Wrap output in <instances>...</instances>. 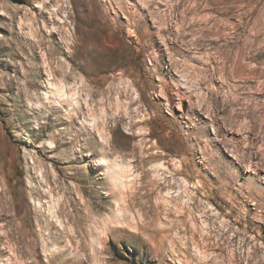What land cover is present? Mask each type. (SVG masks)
Listing matches in <instances>:
<instances>
[{"label":"rangeland","instance_id":"obj_1","mask_svg":"<svg viewBox=\"0 0 264 264\" xmlns=\"http://www.w3.org/2000/svg\"><path fill=\"white\" fill-rule=\"evenodd\" d=\"M262 202L264 0H0V264H264Z\"/></svg>","mask_w":264,"mask_h":264},{"label":"bare ground","instance_id":"obj_2","mask_svg":"<svg viewBox=\"0 0 264 264\" xmlns=\"http://www.w3.org/2000/svg\"><path fill=\"white\" fill-rule=\"evenodd\" d=\"M64 91V90H63ZM155 115V114H154ZM151 120V119H150ZM138 125H139V123H137ZM144 128L142 127V129L140 130V131H142ZM148 131V130H147ZM146 132V131H145ZM130 163V162H129ZM160 168V167H159ZM167 168V167H166ZM117 169H118V166H117ZM121 170H122V168H121ZM128 170V169H127ZM161 170V169H160ZM131 171V170H130ZM120 173V172H119ZM128 173H129V171H128ZM127 173V174H128ZM130 175V174H129ZM131 176V175H130ZM159 177H161V174L159 173V176H158V178ZM158 178H156V180L154 181V182H157V181H159V180H161V179H158ZM169 183L170 184H173V185H175V182H173L172 180H170L169 181ZM201 184V183H200ZM172 185V186H173ZM171 187V186H170ZM168 192V191H167ZM166 192V194H168L169 195V193H170V191L167 193ZM172 201V200H171ZM188 202V201H187ZM262 205L264 204L263 202L261 203ZM189 205V204H188ZM182 208V207H181ZM184 208V207H183ZM188 211V210H187ZM191 212V211H190ZM203 215V214H202ZM194 219V218H193ZM193 221V220H192ZM191 221V222H192ZM206 221V220H205ZM204 221V222H205ZM194 225V228L195 229H198V226L194 223L193 224ZM223 226H228V224H225V223H223L222 224ZM230 230V229H229ZM228 230V231H229ZM207 231V230H206ZM205 234V233H204ZM207 237H208V239L209 238H211L212 236H213V234H212V232L210 231V234H207L206 235ZM216 237H218L219 239L217 240V241H214V242H210V244L209 243H205L204 245L206 246V247H212V248H220V249H227V248H230V246H231V244L230 243H228V242H221L220 240V235H217ZM235 238V235H234V237H233V239ZM226 244V246L227 247H223L224 245ZM196 246V245H195ZM244 247H245V245H244ZM237 249V248H236ZM235 249V250H236ZM239 249V248H238ZM238 251V250H237ZM235 253V252H234ZM237 253V252H236ZM251 255V254H250ZM231 262V261H230ZM239 262V261H238ZM240 263V262H239Z\"/></svg>","mask_w":264,"mask_h":264}]
</instances>
